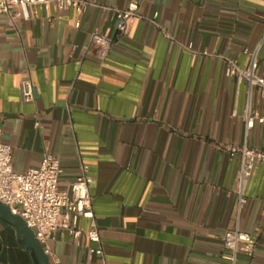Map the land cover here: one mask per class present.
Returning <instances> with one entry per match:
<instances>
[{
	"label": "crops",
	"instance_id": "1",
	"mask_svg": "<svg viewBox=\"0 0 264 264\" xmlns=\"http://www.w3.org/2000/svg\"><path fill=\"white\" fill-rule=\"evenodd\" d=\"M89 1L83 14L37 6L30 20L15 9L0 14V142L11 145L14 169L40 167L49 151L67 190L88 168L108 264H229L223 236L235 224L239 163L224 145L264 146V124L246 121L249 105L263 111L264 99L226 76L224 57L243 66L245 49L257 48L264 0H145L142 18L104 60L91 33L114 37L104 7L129 0ZM259 60L264 76V45ZM27 77L33 102L21 97ZM247 196L241 228L256 253L238 264H264V163ZM49 245L61 264L102 263L84 238L78 246L66 234ZM0 264H35L2 219Z\"/></svg>",
	"mask_w": 264,
	"mask_h": 264
},
{
	"label": "built area",
	"instance_id": "2",
	"mask_svg": "<svg viewBox=\"0 0 264 264\" xmlns=\"http://www.w3.org/2000/svg\"><path fill=\"white\" fill-rule=\"evenodd\" d=\"M145 0H129L126 7H108L115 17L117 34L110 37L101 34L97 29L91 33L90 47L98 46L100 60H104L113 46L130 31L135 22L142 18L139 10ZM94 3L89 0H0V14L12 16L17 10V16L24 20L32 17L31 8L37 6L47 15L53 10L76 9L83 14ZM164 34L170 37L164 29ZM264 45V35L256 49H245L248 55L246 63L241 66L237 59L224 57L226 62L225 74L237 80L238 85L247 83L250 92L259 88L260 96L264 99V76L259 74V51ZM193 50L191 45H183ZM21 97L24 102H33L36 98L32 79L22 80ZM246 121L249 127L256 122L264 124V110L248 107ZM224 149L236 157L239 167L235 179L237 194L236 219L232 228L223 236V246L229 264H238L241 254L249 258L255 256V243L252 234L241 228V214L249 199L247 188L252 176L264 163V146L251 147L248 144L235 145L227 143ZM64 173L58 156L47 151L38 168L19 173L14 169L13 149L11 145L0 142V202L8 206L12 213L19 215L35 233L44 251L50 258L51 264H61L60 258L52 252L49 245L66 234L70 235L78 246L86 241L89 257L99 256L101 264H108L102 244L101 232L94 209L91 185L94 177L88 174V168L82 167V173L70 184L67 190L60 189V178ZM88 220L89 228L83 227L82 221Z\"/></svg>",
	"mask_w": 264,
	"mask_h": 264
},
{
	"label": "water",
	"instance_id": "3",
	"mask_svg": "<svg viewBox=\"0 0 264 264\" xmlns=\"http://www.w3.org/2000/svg\"><path fill=\"white\" fill-rule=\"evenodd\" d=\"M0 219L17 229L22 247L31 252L35 264H51L49 256L35 237L34 231L26 225L19 215L13 214L11 209L2 202H0Z\"/></svg>",
	"mask_w": 264,
	"mask_h": 264
}]
</instances>
